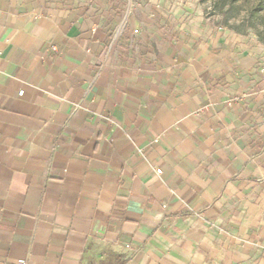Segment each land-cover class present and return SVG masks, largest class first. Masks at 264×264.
<instances>
[{
	"label": "crops",
	"instance_id": "1",
	"mask_svg": "<svg viewBox=\"0 0 264 264\" xmlns=\"http://www.w3.org/2000/svg\"><path fill=\"white\" fill-rule=\"evenodd\" d=\"M136 1L0 0V264H264V43Z\"/></svg>",
	"mask_w": 264,
	"mask_h": 264
},
{
	"label": "rangeland",
	"instance_id": "2",
	"mask_svg": "<svg viewBox=\"0 0 264 264\" xmlns=\"http://www.w3.org/2000/svg\"><path fill=\"white\" fill-rule=\"evenodd\" d=\"M152 1L160 5L162 14L167 17L173 14V10L179 8L183 10L186 6L199 7L203 16L214 25L264 43V9L256 15L251 13V8L259 0H137L136 2L148 5ZM163 15L162 19H165ZM186 15V18L190 16L189 13Z\"/></svg>",
	"mask_w": 264,
	"mask_h": 264
},
{
	"label": "trees",
	"instance_id": "3",
	"mask_svg": "<svg viewBox=\"0 0 264 264\" xmlns=\"http://www.w3.org/2000/svg\"><path fill=\"white\" fill-rule=\"evenodd\" d=\"M263 9H264V0H259L258 3H256V5H254V7L251 8V13L253 15H256L259 12H261Z\"/></svg>",
	"mask_w": 264,
	"mask_h": 264
},
{
	"label": "built area",
	"instance_id": "4",
	"mask_svg": "<svg viewBox=\"0 0 264 264\" xmlns=\"http://www.w3.org/2000/svg\"><path fill=\"white\" fill-rule=\"evenodd\" d=\"M263 78H264V70H263ZM156 173L157 174H160L161 173V170L157 169L156 170ZM19 264H25V261H20Z\"/></svg>",
	"mask_w": 264,
	"mask_h": 264
}]
</instances>
